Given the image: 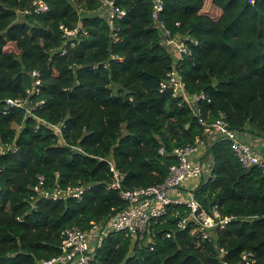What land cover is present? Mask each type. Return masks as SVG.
<instances>
[{
  "label": "trees",
  "instance_id": "16d2710c",
  "mask_svg": "<svg viewBox=\"0 0 264 264\" xmlns=\"http://www.w3.org/2000/svg\"><path fill=\"white\" fill-rule=\"evenodd\" d=\"M32 1L0 0V145L17 147L0 153V264L57 256L64 228L86 229L126 207L107 187L114 172L122 189L159 184L177 163L174 148L196 141L211 175L194 179V197L233 217L217 239L178 229L182 208L171 206L144 239L110 233L91 264H236L244 251L264 264V178L198 120L211 125L222 111L231 129L264 139V0H210L216 17L202 12L205 0H163L164 27L196 41L178 67L186 92L206 96L191 106L160 89L173 55L160 43L152 0H114L126 13L112 26L100 0H44L46 12L19 16ZM76 25L71 40L63 36L60 26ZM33 70L44 99L36 113L63 125L65 141L22 109L1 112L3 99L27 95ZM39 175L45 189L90 188L80 200L52 201L33 190Z\"/></svg>",
  "mask_w": 264,
  "mask_h": 264
},
{
  "label": "built area",
  "instance_id": "2783aa9c",
  "mask_svg": "<svg viewBox=\"0 0 264 264\" xmlns=\"http://www.w3.org/2000/svg\"><path fill=\"white\" fill-rule=\"evenodd\" d=\"M104 9L103 13L109 24L113 25L114 18H122L125 10L119 8L114 0H100ZM48 10V5L44 0H33L31 5L22 11L23 14H41ZM163 10V0H152V18L156 26L163 31L161 42L165 47L172 51L173 67L166 74V77L160 82L161 90H169L174 97H180L190 106L197 104L201 100H206L203 91L196 94H188L185 90V84L180 74L179 68L183 61L191 53L188 35H176L164 27L163 22L159 20ZM81 11L79 8L78 12ZM77 26L73 29H67L63 26V36L69 40L78 31ZM74 31V33H72ZM76 31V32H75ZM86 32L83 31V34ZM71 42V46H73ZM63 49L61 53H65ZM32 83L27 89L25 97L5 98L2 100L3 108L1 112L7 114L10 108L22 109L26 115L54 128L65 141L63 132L64 126L61 124L50 123L40 118L36 111L44 104V99L38 97L41 94L42 80L37 70L31 72ZM199 122L206 127V134L212 139L216 137L223 138L230 143L231 149L238 162L243 168L256 167L260 170L264 178V155L259 153L253 143L247 142L240 137V134L231 129L226 121L225 114L219 111L216 119L208 125L203 118L199 117ZM196 143H198L196 141ZM188 144L174 148L173 155L177 163L170 166L169 171L163 182L148 186H137L131 189H122L117 172H114L115 180L107 187L118 190L119 196L125 200L126 207L116 212L111 217L99 222H91L86 229H81L76 225L64 228L61 233L60 253L49 259L40 260L37 264H91L94 258V252L101 247L105 238L112 232H121L125 236H139L144 239L151 221H157L166 215L168 208L178 206L181 210L175 211L176 226L178 229L186 230L196 236L200 242H211L217 239V233L228 224L233 217L222 216L218 204H212L208 209L202 207L194 197L192 185L188 181L204 176V167L200 161V154H203V147L196 144ZM17 147L11 145H0V153H15ZM162 151V150H160ZM113 170V168H112ZM211 174L209 173L206 178ZM89 186H73L61 189L55 187L51 190L45 189L44 180L41 175L38 176V182L33 186V190L42 198L52 201L76 198L81 199ZM170 237V233L165 234ZM223 252V248H220ZM236 264H257L253 252L244 251Z\"/></svg>",
  "mask_w": 264,
  "mask_h": 264
},
{
  "label": "crops",
  "instance_id": "0c3cea01",
  "mask_svg": "<svg viewBox=\"0 0 264 264\" xmlns=\"http://www.w3.org/2000/svg\"><path fill=\"white\" fill-rule=\"evenodd\" d=\"M241 138L247 142L253 143L254 148L261 154L264 155V141L260 139L255 133L244 132L241 133ZM260 140V141H259Z\"/></svg>",
  "mask_w": 264,
  "mask_h": 264
},
{
  "label": "rangeland",
  "instance_id": "374dc122",
  "mask_svg": "<svg viewBox=\"0 0 264 264\" xmlns=\"http://www.w3.org/2000/svg\"><path fill=\"white\" fill-rule=\"evenodd\" d=\"M210 0H205V5H204V8L202 9V12H206V13H209V14H212L214 17H216L217 16V13L216 12H211L210 13ZM87 12V11H86ZM82 13H84L83 11H82ZM88 13V12H87ZM100 13L101 14H103L104 15V13H103V10L101 9V11H100ZM19 16H21L20 14H19ZM76 32V31H75ZM72 33H74V31L72 32ZM260 139H262V138H260ZM263 141H264V139H262ZM260 141V140H259ZM202 155V154H201ZM202 164H203V167H204V178H206V176H207V174H209V162H208V160L206 159V158H204V160L201 162ZM188 184H191V185H193L194 184V180H190V181H188Z\"/></svg>",
  "mask_w": 264,
  "mask_h": 264
},
{
  "label": "clouds",
  "instance_id": "9594fccd",
  "mask_svg": "<svg viewBox=\"0 0 264 264\" xmlns=\"http://www.w3.org/2000/svg\"><path fill=\"white\" fill-rule=\"evenodd\" d=\"M22 11H23V10H21V11L19 12L20 15H22V16H23V15H28V14H23ZM240 137H241V135H240ZM209 173H210V172H209ZM207 176H208V174H207ZM207 176H206V177H207Z\"/></svg>",
  "mask_w": 264,
  "mask_h": 264
}]
</instances>
